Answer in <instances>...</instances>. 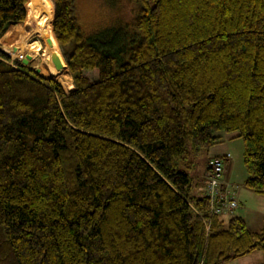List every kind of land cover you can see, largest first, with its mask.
<instances>
[{
    "label": "trees",
    "instance_id": "trees-1",
    "mask_svg": "<svg viewBox=\"0 0 264 264\" xmlns=\"http://www.w3.org/2000/svg\"><path fill=\"white\" fill-rule=\"evenodd\" d=\"M127 1L126 24L87 34L77 0H0V34L56 41L73 82L0 48V264L264 256V215L254 231L212 213L179 169L235 132L264 195V0Z\"/></svg>",
    "mask_w": 264,
    "mask_h": 264
},
{
    "label": "rangeland",
    "instance_id": "rangeland-1",
    "mask_svg": "<svg viewBox=\"0 0 264 264\" xmlns=\"http://www.w3.org/2000/svg\"><path fill=\"white\" fill-rule=\"evenodd\" d=\"M47 1L52 3V0ZM77 5L80 24L83 27L84 33L87 34L110 25L123 26L132 18L133 12L135 11V4L129 3L127 0H77ZM6 31H9V34L7 35L13 38L12 40L5 38L11 46H3V43L5 42L3 37L5 33L4 30L0 34V48L10 55L9 61L11 64H15V60L22 63V59L27 58L28 62L26 66L33 68L38 74L56 79L62 84L66 92L73 88L72 76L56 41H49L47 43L42 42L40 49L32 50L29 45L24 43L25 39H27L26 27L19 31L6 27ZM51 31H53V26H51ZM15 37H20L22 41ZM26 55L31 56V58ZM216 134L220 135L219 141L212 145L208 151H202L196 157L191 154L189 155V160H193L194 163L192 167H187L185 163L182 162L180 163L179 169L187 171L193 176L195 182L200 181V175L202 173L200 171L203 170L205 164V167H207V162H210L213 159L211 158L212 155H214L216 151H223L221 153L225 154L229 152L230 159L227 164L230 179L228 182L232 185L231 189L234 188V195L236 194L237 199L240 201L233 214L242 215L247 222V226L251 230L256 231L260 229L263 224L264 195L255 193L244 186L247 172L243 164V141L241 138L233 137L235 132L219 131ZM195 193L197 194L198 192L195 191ZM224 217L229 218L230 216L226 214ZM263 263L264 256L262 251L255 250L251 253L234 258L229 262L220 264Z\"/></svg>",
    "mask_w": 264,
    "mask_h": 264
},
{
    "label": "built area",
    "instance_id": "built-area-1",
    "mask_svg": "<svg viewBox=\"0 0 264 264\" xmlns=\"http://www.w3.org/2000/svg\"><path fill=\"white\" fill-rule=\"evenodd\" d=\"M230 154L213 158L205 171L206 185L204 195L209 198L210 210L215 214L232 215L238 202L235 200L230 183L223 180Z\"/></svg>",
    "mask_w": 264,
    "mask_h": 264
},
{
    "label": "crops",
    "instance_id": "crops-1",
    "mask_svg": "<svg viewBox=\"0 0 264 264\" xmlns=\"http://www.w3.org/2000/svg\"><path fill=\"white\" fill-rule=\"evenodd\" d=\"M7 34H9V31H6L5 30V33H4V35H3V37H4V43H3V46H7L8 47V45H10L9 44V42H8V40H6V39H13V38H11L10 36H8ZM6 38V39H5ZM16 38V37H15ZM18 38H20V37H18ZM19 40H21V38L19 39ZM22 45V44H21ZM11 46V45H10ZM13 46V45H12ZM26 56H29V55H26ZM30 58H31V56H29ZM221 152H223V151H216V153H214V155H212V157L211 158H213V157H219V156H222V155H224L225 153H221ZM229 153V152H228ZM208 163V162H207ZM228 163H229V161H228ZM206 165V164H205ZM205 165H204V167H203V170H201L200 172H202L201 173V179H200V181H197V182H195L196 184H195V187H194V191H197L198 193H203L204 194V189H205V185H206V180H205V170H206V167H205ZM223 180H227V181H229V179H230V175H229V170H228V164H227V166H226V170H225V172L223 173ZM232 191H233V196H234V198H235V200L238 202V204H239V200L237 199V197H236V194L234 195V188L232 189ZM197 193V194H198ZM237 193V192H236ZM233 215H235V214H233ZM239 216H241V217H243L242 215H240V214H238ZM244 218V217H243ZM245 219V218H244Z\"/></svg>",
    "mask_w": 264,
    "mask_h": 264
},
{
    "label": "water",
    "instance_id": "water-1",
    "mask_svg": "<svg viewBox=\"0 0 264 264\" xmlns=\"http://www.w3.org/2000/svg\"><path fill=\"white\" fill-rule=\"evenodd\" d=\"M49 41H50V40H49ZM28 57H29V56H28ZM27 62H28V59H27V58L22 59V64H23V65H26Z\"/></svg>",
    "mask_w": 264,
    "mask_h": 264
}]
</instances>
